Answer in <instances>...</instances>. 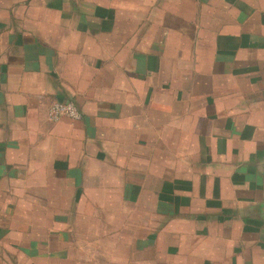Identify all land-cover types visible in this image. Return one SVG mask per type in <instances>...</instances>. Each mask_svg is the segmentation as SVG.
Here are the masks:
<instances>
[{
  "label": "crops",
  "instance_id": "crops-1",
  "mask_svg": "<svg viewBox=\"0 0 264 264\" xmlns=\"http://www.w3.org/2000/svg\"><path fill=\"white\" fill-rule=\"evenodd\" d=\"M263 163L264 0H0V264H264Z\"/></svg>",
  "mask_w": 264,
  "mask_h": 264
},
{
  "label": "built area",
  "instance_id": "built-area-1",
  "mask_svg": "<svg viewBox=\"0 0 264 264\" xmlns=\"http://www.w3.org/2000/svg\"><path fill=\"white\" fill-rule=\"evenodd\" d=\"M64 116L77 120L81 118V112L71 102H56L50 107L49 117L51 120L56 121Z\"/></svg>",
  "mask_w": 264,
  "mask_h": 264
},
{
  "label": "water",
  "instance_id": "water-1",
  "mask_svg": "<svg viewBox=\"0 0 264 264\" xmlns=\"http://www.w3.org/2000/svg\"><path fill=\"white\" fill-rule=\"evenodd\" d=\"M263 167H264V163H263Z\"/></svg>",
  "mask_w": 264,
  "mask_h": 264
}]
</instances>
